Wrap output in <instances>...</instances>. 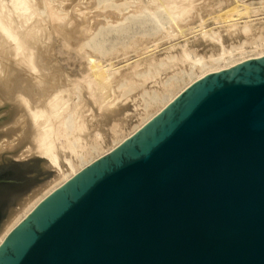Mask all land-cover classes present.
Here are the masks:
<instances>
[{"label": "water", "instance_id": "95a60500", "mask_svg": "<svg viewBox=\"0 0 264 264\" xmlns=\"http://www.w3.org/2000/svg\"><path fill=\"white\" fill-rule=\"evenodd\" d=\"M46 162L0 163V230ZM0 264H264V56L194 81L45 196Z\"/></svg>", "mask_w": 264, "mask_h": 264}, {"label": "bare ground", "instance_id": "6f19581e", "mask_svg": "<svg viewBox=\"0 0 264 264\" xmlns=\"http://www.w3.org/2000/svg\"><path fill=\"white\" fill-rule=\"evenodd\" d=\"M204 12L223 29L207 28ZM260 14L264 0H0V103L15 117L0 126V149L19 148L15 156H37L54 172L25 195L0 243L191 83L264 56Z\"/></svg>", "mask_w": 264, "mask_h": 264}, {"label": "rangeland", "instance_id": "374dc122", "mask_svg": "<svg viewBox=\"0 0 264 264\" xmlns=\"http://www.w3.org/2000/svg\"><path fill=\"white\" fill-rule=\"evenodd\" d=\"M247 1H249V0H247ZM250 1H252V0H250ZM82 4H80V6H81ZM80 6H78V7H80ZM82 7V6H81ZM215 9V8H214ZM213 9V10H214ZM214 14V17H215V15L217 14L216 12H218V8H216L214 11H212ZM212 12H211V14L209 15V16H213L212 15ZM260 12H263V10L262 11H260ZM221 13V12H220ZM219 12H218V14H220ZM72 14H75V13H72ZM204 15H206V16H208L207 14H205V12L203 13V21L205 22V25H206V27L207 28H209V27H211V26H213L214 27V25L215 26H217V24L219 25V27L221 26L222 28H220V29H223V26L222 25H224L223 23H221V24H219V23H215L214 24V20L211 18V17H205ZM264 16V14H260V15H258L259 17L260 16ZM217 16V15H216ZM205 17V18H204ZM77 20H78V18H77ZM80 20V19H79ZM192 22V24H195V23H197L196 22V20L195 19H193V20H191ZM193 21H194V23H193ZM218 27V26H217ZM224 31V30H223ZM223 31H222V33H223ZM186 36H192V33H190V34H188V35H186ZM181 39V38H180ZM177 41L179 40V39H176ZM176 40L174 39V40H172V41H174V42H176ZM164 42V43H163ZM161 44H160V46L158 47V49L160 48H162L163 46H166L167 44H168V42H166L165 43V41H162V42H160ZM166 44V45H165ZM200 48V47H199ZM206 48H209V46L208 47H206ZM128 100H130V99H128ZM129 104H130V102L129 101H127ZM7 108H9V109H7ZM11 108L9 107V105H6V104H1L0 103V110L2 111V112H4V114H5V116H6V119H7V122H8V124H5L4 126H5V128L7 129V128H10L12 125H14V119H15V117L13 116V119H11L12 120V122L11 123H9V121H11L10 120V117H11V115L10 114H12V112L13 111H11L10 110ZM14 114V113H13ZM12 118V117H11ZM10 124V125H9ZM12 124V125H11ZM7 125H9V126H7ZM3 126V125H2ZM3 128V127H2ZM5 128L3 129V130H5ZM0 130H1V128H0ZM2 131V130H1ZM1 131H0V133H1ZM0 150H2V151H0V163H29V162H36V161H43V159H41V158H39V157H37V156H33V155H31V156H29V158H28V156H25L26 158L24 159V157H20V158H18L19 156L17 155V156H15L16 154H19L18 152H19V148H16V149H0ZM6 152H5V151ZM18 151V152H17ZM15 154V155H14ZM40 168H41V170L43 171V172H47L48 173V175H47V179L49 180V178H51L52 176H53V174H54V172L50 169V168H48L47 166H40ZM47 179H46V181H47ZM43 185V184H42ZM40 186V185H39ZM39 186H37V187H39ZM28 195V194H27ZM26 195V196H27Z\"/></svg>", "mask_w": 264, "mask_h": 264}]
</instances>
